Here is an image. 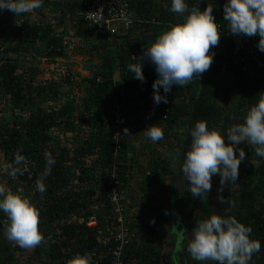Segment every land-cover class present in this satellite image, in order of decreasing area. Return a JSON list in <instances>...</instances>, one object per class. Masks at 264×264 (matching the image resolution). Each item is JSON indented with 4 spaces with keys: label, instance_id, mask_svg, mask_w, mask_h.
<instances>
[{
    "label": "trees",
    "instance_id": "obj_1",
    "mask_svg": "<svg viewBox=\"0 0 264 264\" xmlns=\"http://www.w3.org/2000/svg\"><path fill=\"white\" fill-rule=\"evenodd\" d=\"M128 1L136 27H140L146 38L139 39L137 36L128 35L118 42L113 38L97 36L94 28L85 24L82 19L88 0H43L42 6L48 7L50 19L13 24L12 35L17 41L14 44H5L4 52L10 50L24 56L37 41H44V57L49 63L63 57L65 45L62 36L70 33L69 27L62 26L60 32H53L56 23L52 21L56 17L62 19L66 16L72 29L75 25V33L72 31L71 35H86L96 39L97 43L91 49L99 54L100 62L94 73L86 78L84 86L88 95L82 96L81 104L69 99L59 106L49 108L40 106L37 100L50 98L51 101H56L61 93L50 78H37L40 72L37 65L28 66L22 75L15 73L14 61L5 58L0 65L1 86L10 93L13 105L19 109L29 107L24 117L18 116L11 121L6 117L0 118V146L7 151L14 149L25 154V157L34 158L35 181L44 171L46 151L56 161L51 174L44 179L47 190L43 198L35 187L31 201L40 210V228L44 229L41 234L46 245H42V242L32 250L21 248L15 243L14 246H5L6 227L3 226L4 215L0 211V245L12 264H33L30 258L38 255L36 251L39 248L43 253L41 264H72L74 254H90L92 264H108L103 253L104 247L100 245L93 228H88L84 221L95 215L97 223L100 224L110 214L106 189L96 186L100 181H96V175L101 177L102 184L111 175L106 162L110 159L113 141L102 118L114 113L116 101L122 108L130 111V119L124 127L132 131V134L135 131L134 143L143 138V131L150 125L154 124L164 132V138L156 143L144 136L148 141L141 152L142 157H146L144 160H140V155L135 153L127 162L125 153L128 142H120L117 159L122 162L119 169L115 170V175L126 185L129 180H134L135 190L139 192L138 197L132 199L131 209L126 215V224L133 236L125 244L122 264H176L173 254L168 250L173 239L169 242L166 235L170 231L167 229L165 217L174 209L168 201L166 180L172 175H180L181 168L171 161L170 155L178 149L180 159L183 160L191 146L190 130L200 120L206 121L210 130L220 131L227 143V130L233 124L242 123L250 107L264 95V69L252 68L248 72L241 70V50L233 51V44L224 35L228 31L227 24L223 21L226 0H185L190 9L197 6L203 10L208 4L214 6V18L224 28L221 30L218 46L210 49L215 54L213 63L198 79V85L195 82L184 87L173 85L171 92L167 93L168 103L155 105V66L150 61H145L142 69L145 79L141 82L134 78L128 65L137 63L142 55L144 49L139 52V45L144 43L150 46L171 26L182 23L187 13H172L169 10L172 0ZM165 4L168 5L167 8L164 7ZM15 16L7 10L0 12V35L5 25ZM87 41L86 38L83 39L80 43L81 49ZM1 45L3 42L0 39ZM131 52L135 53L134 58L129 57ZM258 52L264 64V52L259 48ZM116 68L120 81L113 80ZM65 80L70 81L69 75H66ZM68 85L64 87L67 94L73 90L72 83ZM224 86L228 87L227 92L224 91ZM66 87H69V91ZM160 93L165 94L163 88ZM226 93H230L228 104L221 98ZM84 128L87 129L86 138L78 142L75 133ZM96 128L99 130L98 135L95 134ZM55 129L62 131L65 137H55L52 134ZM65 138L74 144L73 151L70 149L71 145H66ZM238 147L244 148L246 159L239 166V178L235 183L222 186L219 175H215L212 177V188L208 197L199 199L187 191V182L182 198L176 199L177 203L173 201L179 218L180 244L186 264H215L213 261H196L186 251L193 229L200 221L213 214L234 216L246 226H251L250 238L259 240L261 249L253 255L250 264H264V216L261 215L264 209L260 202L264 196V158L257 156L250 145L242 144ZM82 154H91L92 157L83 160L78 157ZM236 154L239 155L238 150ZM2 184L0 181V185ZM9 184L13 189L14 184ZM134 186L129 183L130 191ZM221 200L232 201V206L226 202L221 203Z\"/></svg>",
    "mask_w": 264,
    "mask_h": 264
},
{
    "label": "clouds",
    "instance_id": "obj_2",
    "mask_svg": "<svg viewBox=\"0 0 264 264\" xmlns=\"http://www.w3.org/2000/svg\"><path fill=\"white\" fill-rule=\"evenodd\" d=\"M42 5L43 0H0V12L7 10L16 15L14 19L7 24L10 26H13L15 23H17V25H21V23H31L35 20L45 21L48 18L47 15H49L48 7L47 13L45 14L47 18L42 16L32 20H26L21 17L31 14L32 12L36 14L42 13ZM164 7L167 8L168 5L165 4ZM213 7L214 6L208 4L203 10L197 6H193L190 9L185 0H172L169 10L178 15L187 13L186 18L182 23L171 26L169 30L159 35L150 46L144 43L138 46V48L141 47L144 51L142 55L139 56L137 63L128 65V70L133 73L134 78L143 82L145 77L142 69L145 61H150L155 66L157 72V78L153 83V100L155 105L168 103L167 93L171 92L173 85L184 87L193 82L197 84L198 79L203 73L210 69L215 55L210 49L218 46L221 30L224 28L223 24L216 22L213 15ZM223 12V21L227 24L229 34L247 37L258 34V48L261 52H264V0H226L223 6ZM86 17L88 20L93 21V23H100L102 14L100 11L99 19L90 16ZM132 23L133 21L129 17L127 19V24L130 26ZM7 25H5V27ZM1 35L0 39L2 41L4 39ZM130 35L137 36L139 39L147 37L139 26L134 27L129 36ZM10 36L13 37L12 33ZM15 41H17V38ZM38 42L45 43L44 41H37L28 53ZM3 44L5 45L4 42ZM6 44L10 43L7 42ZM4 45L0 46V65L3 64L5 58L14 61L16 63L15 73L17 75H22L28 66L24 67L23 65L20 66V64L24 63V65H27L29 62L23 59L19 60L21 54L18 55L10 50L4 52ZM45 51L46 44L44 52ZM115 71L117 74H115ZM115 71L113 73V80H119L117 68ZM1 79L2 77L0 76V111L2 109L8 110L9 114H0V118L6 117L8 121H11L18 116L24 117V115L28 113L29 107H23L21 109L17 108V106L15 107L10 93L5 90L4 86H1ZM161 88H163L164 95L160 93ZM196 94L198 95V91ZM107 109L110 110V107H107ZM17 111L19 114L11 113H17ZM117 112L124 114L126 122L120 126V132L124 131V135L119 134L118 138H114L112 136L113 127L111 126V122ZM129 112L128 108H122L120 103L116 101L114 113L108 114L102 118L104 119L105 126L113 141L110 159L106 162V166L111 174L107 179L113 177L120 180L122 184L124 191L122 217L125 224L127 223L126 215L131 209L130 205L133 199L130 191L131 187H129L131 180H129L128 185H126L125 182L122 183L121 179L116 177L115 170L119 169V164L122 162V160L117 159L120 154L119 147H121V141L128 142V150L125 153L127 162L132 155L137 153L132 151L130 149L131 145H129L130 137L135 131H133L132 134V131L124 127L130 119ZM96 130L97 132H95V134L98 135V128H96L95 131ZM143 133L152 143H156L164 138L163 130L154 124L148 126ZM75 134L78 137V142H82L86 138L87 129L84 128L82 131H78ZM190 136L191 146L184 155L183 160L181 161L180 159L181 154L178 149L170 155V159L181 168L180 174H182V178L188 182V187L186 186L187 191L195 198L204 199L208 197V193L211 191L213 176L219 175L220 184L222 186L230 182L235 183L238 180L239 166L246 159L244 148L238 147L239 145L247 144L252 146L255 150V154L264 158V95H261L258 102L250 107L242 123L233 124L227 130V143L225 136L216 129L210 130L207 122L204 120H200L195 124V127L190 130ZM68 144L71 145V147ZM66 145L72 150L74 144L68 141ZM139 146L138 142L136 147L139 148ZM237 150L239 155L236 154ZM24 155L25 154L22 152L15 151L14 149H9L7 151V149L0 146V181L3 183L0 185V197H2V199H0V211L4 213V218L7 220L6 224L3 225L6 227L4 229L7 238L5 240V246H7V244L14 246L12 244L15 243L21 248H35L44 241V236L41 234L44 229L40 228V210L31 201L35 192V187L43 198L47 190L44 179L51 174L52 166L56 161L52 154L46 151L44 153L46 162L44 171L41 177L35 181L33 177L34 158L31 156L25 157ZM78 157L87 160L89 158L91 159L92 155L82 154ZM140 157L142 158V155ZM87 164H89V161H87ZM126 172L128 173L129 171L126 170ZM129 175L127 174V176ZM96 177H98L96 181L100 180L96 183V186L106 189V187L103 186L104 183L102 184L101 177H99V175H96ZM173 177L174 175L166 180V184L168 185L167 190L169 192L168 201L172 206H174V203H177L176 199L182 198L183 192L185 191L184 190L178 197L172 195L170 184ZM9 183L14 184L13 189ZM170 196H172V198ZM173 201L175 202L173 203ZM225 202L229 206H232V201L221 200V203ZM260 202L261 207L264 209V196L261 198ZM171 215L173 216L172 219ZM261 215L264 216V210ZM114 216L115 215L110 212L102 223L98 224L95 218L96 224L88 226L86 221L91 218V216L84 221V224L88 228H93L96 234V229L102 227L106 222L114 221ZM165 223L167 229L174 234L176 242L170 252L173 254V252L178 251L179 248L182 251V245L180 244L181 232L177 228V226H179V218L175 209L169 211L168 216L165 217ZM127 230L131 238L133 233L128 227ZM251 234V226H246L234 216L224 217L213 214L209 218L200 221L193 229L192 238L187 244L186 251L196 261H213L215 264H250L253 255L259 253L261 249V242L256 239H251ZM97 238L100 241V245L103 246V240L98 235ZM44 244L45 242L42 243V245ZM0 247L3 248L1 245ZM125 247L126 246L123 247V251ZM44 248L46 249V247ZM103 249V253L106 254L105 247ZM38 250H40V248ZM39 256L43 257L41 250ZM107 262L109 264L108 258ZM175 263L178 264L177 262ZM43 264H46V262ZM72 264H92L91 255L84 254L80 256L79 254V256L72 261Z\"/></svg>",
    "mask_w": 264,
    "mask_h": 264
},
{
    "label": "built area",
    "instance_id": "obj_3",
    "mask_svg": "<svg viewBox=\"0 0 264 264\" xmlns=\"http://www.w3.org/2000/svg\"><path fill=\"white\" fill-rule=\"evenodd\" d=\"M100 11L102 19L100 23H93L87 19L86 16L100 18ZM131 18L133 23L129 26L127 19ZM82 19L85 24L94 28L97 36H104L105 38H113L120 40L131 33L135 20L131 16L130 3L128 0H88L85 10L83 11ZM231 43L233 44V51L241 50L239 62L243 63L241 70L248 72L264 69V64L258 55V34L252 37L243 35H231L228 31L224 32ZM139 52L142 51L140 47ZM135 53L129 54L130 58H134ZM126 122L124 114L117 112L111 122L113 127L112 136L118 138L119 134L124 135V131L120 132V126ZM106 187L105 196L110 202V212L115 216L114 221L106 222L102 227L96 229V234L103 240L106 256L109 264H122V251L125 244L130 240V233L127 230L126 224L122 217V201L124 198V191L120 180L111 177L104 183ZM4 214V213H3ZM4 221V222H3ZM3 225L6 224V218L2 220ZM88 226L95 225V216H92L86 221ZM13 245V244H12ZM79 254H74L72 261L77 258Z\"/></svg>",
    "mask_w": 264,
    "mask_h": 264
},
{
    "label": "rangeland",
    "instance_id": "obj_4",
    "mask_svg": "<svg viewBox=\"0 0 264 264\" xmlns=\"http://www.w3.org/2000/svg\"><path fill=\"white\" fill-rule=\"evenodd\" d=\"M41 11H43L42 13H35L32 12L31 14L25 15V16H21L22 18H25L26 20H32L35 18H39L44 16V18L50 19V15H47V17L45 16V14L47 13V7H41ZM58 17L55 18V20H53L52 22L55 21L56 26L54 27L53 32H60L62 29V26L64 27H69V34H64L62 36V40H63V44L65 45V55L63 57H59L56 59V61H53L51 63H49V60L45 59L44 57V50H45V43L43 42H38L34 48L26 55L23 56V54H21L19 56V60L23 59L27 62H29V64L24 65L20 64V66H33V64L37 65L40 69V72L37 74V78H50L52 81H54V84L59 88V91L61 93V95L58 96V99L56 101H51L50 98H44L43 100H37L38 104L40 106H47L49 107H54V106H59L60 103L64 102L65 100H69L71 99L72 101H77L78 103L81 104V98L84 95H88L86 88L84 86V84H86V78L88 76H91L94 71L99 67V62H100V57L99 54L94 52V49H91L92 47H94V44H96L97 42L93 39L94 37L91 36H86V35H78V36H73L71 35L72 31L75 33V25L73 26V29L69 26L68 23V18L66 16H63L62 19H57ZM13 26L7 25L5 27V31L4 33L1 35L2 38L4 40H2L5 44L7 42L11 43H15L16 38L11 37V33L13 31L12 29ZM87 39L88 41L85 43L86 45L84 46L83 49L80 48V43L83 41V39ZM119 42V41H118ZM4 45V44H3ZM1 45V46H3ZM89 48L91 49L89 51ZM117 49H119L117 47ZM88 52L90 53V55H88ZM92 52V53H91ZM92 54V55H91ZM32 60V61H31ZM70 74V81H66V75ZM115 74H117V72L115 71ZM115 76V75H114ZM46 80V79H44ZM72 83V88L73 90L70 92L69 91V87H66V89L69 91V93L67 94V92H64V87L65 86H69L68 84ZM224 91L227 92L228 91V87L224 86ZM231 93V92H230ZM230 93H226V95H223L221 98L223 101H225L226 104L229 103V98H230ZM1 115L4 114H9L8 110H1L0 111ZM12 114H19V112L17 111V113L11 112ZM68 135L70 133H67ZM53 135L55 137H65L63 132L60 130H55L53 132ZM67 135V136H68ZM142 136V135H141ZM143 138H139L137 140V143L139 142V148L135 146H131V150L134 152H137L138 155L141 156V153L144 149V147L146 146V143H148L147 140H145L146 138H144V135L142 136ZM54 140V139H53ZM66 142H68V140L65 138ZM139 156V158H141ZM142 160L146 159V157H142ZM140 159V160H141ZM134 179V178H133ZM77 180V179H76ZM131 186H134V181H130ZM139 192L135 190V188L131 191V196L133 199H135L136 197H138ZM128 201V199H127ZM131 201V198H130ZM177 228L180 230V226H177ZM169 238V242L170 240L173 239L172 243L170 242V244L168 245L169 248L168 250L170 251L171 249H173V247L175 246L176 242H175V237L174 234L172 232H170V234H166ZM177 246V245H176ZM30 250H32V248H29ZM38 253L37 256L35 257H31L30 259H32L30 262H32L33 264H41V262L43 261V258L41 256H39L40 250L36 251V254ZM175 261L178 264H185V260L182 254V251L180 250V248L178 249L177 253L174 256Z\"/></svg>",
    "mask_w": 264,
    "mask_h": 264
},
{
    "label": "water",
    "instance_id": "obj_5",
    "mask_svg": "<svg viewBox=\"0 0 264 264\" xmlns=\"http://www.w3.org/2000/svg\"><path fill=\"white\" fill-rule=\"evenodd\" d=\"M194 100H192L193 102ZM171 193L172 195H174L175 197L180 196V194L186 189L187 186V181L184 180L182 178V174L174 176L171 179ZM177 253V251H174L173 254L175 256V254Z\"/></svg>",
    "mask_w": 264,
    "mask_h": 264
},
{
    "label": "crops",
    "instance_id": "obj_6",
    "mask_svg": "<svg viewBox=\"0 0 264 264\" xmlns=\"http://www.w3.org/2000/svg\"><path fill=\"white\" fill-rule=\"evenodd\" d=\"M133 137H134V135H132L131 137H130V140H129V145H131V146H135V143H134V141H133ZM175 205V204H174ZM173 208L176 210V212H177V209H176V207L175 206H173ZM173 218V216L171 215V219ZM170 251H172V249L170 250ZM0 264H12V263H10L9 261H8V258H7V256H6V251L4 250V249H2L1 247H0Z\"/></svg>",
    "mask_w": 264,
    "mask_h": 264
}]
</instances>
